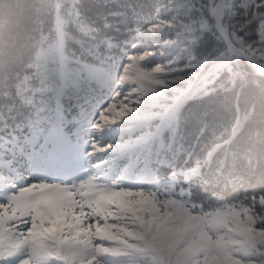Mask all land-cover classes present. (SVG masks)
I'll return each mask as SVG.
<instances>
[{
	"label": "clouds",
	"instance_id": "9594fccd",
	"mask_svg": "<svg viewBox=\"0 0 264 264\" xmlns=\"http://www.w3.org/2000/svg\"><path fill=\"white\" fill-rule=\"evenodd\" d=\"M13 7V0H0V17L11 16ZM29 7L41 16L50 15L53 5L31 0ZM259 15L264 16V12ZM248 22L244 19L237 25L244 27ZM261 24L264 26V20ZM66 51L75 54L71 47ZM177 63L182 65L179 70L165 65L164 71L155 72L156 60L152 58L142 65L143 72L130 68L127 73L122 63L114 79L120 85V77L127 76L123 88L137 102L139 111L155 96L145 94L143 77L169 80L170 86L163 90L164 103L177 125V134L179 127L187 123L200 141L199 145H180L178 152L186 153L187 162L171 165L170 171L166 175L159 173L158 178L153 172L129 196L131 200L146 201L151 210L142 204L123 207L105 198L107 194L127 191L115 186L119 168L113 164L117 154L114 150L97 156L85 154L84 162L90 171L75 178L37 174L27 154L19 153L16 166L21 174L15 182L22 185L19 191L25 193V202L11 209L13 236L18 244L10 258L16 264H27L26 258L34 255V229L44 208L42 198L53 190V184H62L59 190L80 207L78 222L80 218L93 221L83 227L86 239L106 230L135 257L134 264H264V255L252 258L255 254L248 246L245 231L250 229L252 235L264 239V190L249 194V189L257 186L264 189V83L259 85V111L252 110L251 126H239L233 132L235 99L245 87L255 85L237 79L227 67L220 66L218 59H205L196 49L179 56ZM6 76L7 70L0 69V77ZM103 110L100 107L99 111ZM95 161L99 166H93ZM96 216L104 221L99 228ZM161 217L167 222L163 227Z\"/></svg>",
	"mask_w": 264,
	"mask_h": 264
},
{
	"label": "trees",
	"instance_id": "16d2710c",
	"mask_svg": "<svg viewBox=\"0 0 264 264\" xmlns=\"http://www.w3.org/2000/svg\"><path fill=\"white\" fill-rule=\"evenodd\" d=\"M13 2L12 15L0 17V69L7 70V76L3 78L5 80L9 72L13 76H20L27 69L38 71L41 82L49 86L44 90L45 99L34 111L35 121L47 127L53 113L47 101V93L52 91L59 82L60 72L65 62H77L90 69L85 74L91 81L88 92L95 110V118H92L90 121L92 123H87L86 130L80 133V143L85 142V144L83 143L82 146L80 144L81 152L71 163L72 166L87 167L84 162L85 154L97 156L114 150L117 154L113 164L119 168V173L138 178L136 170L140 174L145 173L151 176L155 172L158 178L159 173L166 175L171 165L187 162L186 153L178 152V148L180 145L189 147L193 142L199 145L200 141L196 140L193 126L187 123L179 127L178 135L177 125L168 115L169 110L133 115L123 106L121 118L113 120L108 117L112 107L124 105L127 101V91L121 83L123 76L120 77V85L114 83L122 63L124 68L131 58L139 57L138 65L142 66L145 61L152 58H155L157 65L161 63L160 60L169 57L168 55L180 54L181 56L192 49H196L205 59H212L222 50H228L212 17L209 25L206 22L205 26H200L201 20H204L202 18L198 20L200 9L202 6L206 8L207 5L210 12L209 0H104L106 4L114 5L109 14L110 31L107 35H100L95 24L83 15L81 7L83 0H40L43 5L49 2L53 5L50 15L41 16L35 15L30 9L31 0H13ZM231 10L233 13L229 11L224 18L226 26L231 22L233 24L228 28L231 37L242 48L258 56L251 50V44L259 38L263 27L261 20H264V16L259 14L264 12V2L234 0ZM58 12L64 25L65 37L57 40L55 22ZM253 13L256 15L254 16ZM170 15H175L181 20L171 31L178 32L182 23L188 30L192 29V26L195 27L193 33L192 30L190 33V35H196L194 43L190 41L188 47H182V44H179L181 39L176 42L168 36L150 32L155 25L154 21L160 24L168 22ZM244 17L249 22L244 27H239L237 21H242L240 19ZM52 26V38L55 45L54 47L51 45L52 48L47 50L48 53H41L45 31ZM146 29L149 33H146ZM245 29L248 31L247 39H243V42L238 41V36L245 37L243 33ZM79 36L86 39H80ZM152 37L158 38L159 44H154L158 48L156 53L150 54L147 52L146 44L149 43L151 46ZM244 40L250 41L245 43ZM134 41L139 42L134 44ZM68 47L73 48L74 55L67 53ZM162 47L163 50L160 49ZM178 48H181L180 53H175L174 50ZM227 68L237 79L247 80L255 85V87H245L232 106L234 121L232 131L235 132L239 126H251L252 110L255 108L259 111L258 91L259 85L264 83V75L254 64L238 56L233 58L232 66ZM16 69L18 71H14ZM100 107L104 109L102 112L99 111ZM96 113L100 115L96 116ZM125 121L127 123H124ZM128 124L132 126L122 128ZM256 127L259 131V121ZM198 150L199 147H197ZM10 152L12 149L9 146L4 150V156ZM128 163L130 165H127ZM93 166H99V162L95 161ZM108 170L111 171V169ZM149 178L151 177L141 179L144 182ZM261 190L264 189L257 186L255 189H249V194L258 193Z\"/></svg>",
	"mask_w": 264,
	"mask_h": 264
},
{
	"label": "rangeland",
	"instance_id": "374dc122",
	"mask_svg": "<svg viewBox=\"0 0 264 264\" xmlns=\"http://www.w3.org/2000/svg\"><path fill=\"white\" fill-rule=\"evenodd\" d=\"M215 1L216 0H213V2L211 3V0H209L210 12L207 8V5L206 8L205 6H202V8L200 9V18H198V20H200L201 18L204 19L201 20L200 26H205L206 22L208 23V25L211 23V4H214ZM224 1L225 3L223 11L225 18V15L229 11L231 14L233 13V10H231V8L234 0ZM245 2H250V0H245ZM56 16L57 18L55 22V28L57 31L58 40L65 37V30L60 18V12H58ZM244 19L246 18L244 17L240 20ZM179 21L181 20L177 19L175 15H170L168 22L166 21L162 24L154 21L153 24L155 25L151 28L150 32L160 33L162 35L168 36L169 39H172L176 42L181 39L182 41L179 44H182V47H188L190 41H192V43H194L195 41L196 35H190L191 30L193 33L195 27L192 26V29L188 30L186 29V25L181 22L182 24H179H181L182 27H180L178 32L171 31L175 28L176 24ZM231 24L232 22L228 23V26H226L227 29L233 26V24ZM145 31H147L146 33H149L148 29H146ZM45 32L46 33L43 40V45L40 51L41 53L47 52V50H50L52 48L51 45H53V47L55 45L54 39L52 38L53 26L51 29L47 28ZM247 32V29H245L243 31L245 37L238 36V41L247 39ZM249 41L244 40L245 43H249ZM138 42L139 41H134L133 43L136 44ZM151 42L153 45L151 44L150 46L149 43H147L146 46L147 52L153 54L156 53L158 49L154 46V44H159V39L154 38L153 40H151ZM251 45V50L255 51L258 55L256 57L264 61V26L260 31L259 38L253 41ZM160 49L163 50V47ZM180 51L181 48L174 50L175 53H180ZM183 52H185V50H183ZM168 56L169 57H167L166 59L160 60L161 63L157 64L153 71H164L165 65L172 66L174 70H179L182 67V65L177 63L180 54H172ZM138 58L139 57L131 58L129 60V63L123 68V72L127 73L130 68H136L137 70L143 72L142 66L137 64ZM233 58L234 57L230 55L228 50H222L215 58L212 59H218L221 62V67H231ZM52 63L53 62H51V64ZM122 76L123 78L121 79V83L123 85V82L125 79H127V76ZM143 79L146 81L144 85L145 94L151 95L152 93H155V96L151 101L147 103V106L144 108V110L139 111V109L136 107L137 102L127 92V101H125V104L112 107L109 114L110 117L108 118H111L113 120H117L118 117L121 118V116L123 115V106H125L127 110L132 112V114L137 113L136 115L148 114L150 112H162L166 109L169 110V106L164 103L165 97L163 92L165 88L170 86L169 80L153 78L150 76H144ZM98 115H100V113H96V116ZM93 118H95V115ZM130 126H132V124H128L126 126H123L122 128H127ZM83 143L85 144V142L80 143L81 146ZM9 146L10 144L7 138L0 139V176L7 177L10 173V170H19V168L16 166V156L20 153L19 151H17L15 154H13L12 152L6 153L7 155L4 156V150L9 148ZM80 152L81 148L79 153ZM11 154L12 156H10ZM82 154L83 153H81V155ZM72 165H68L64 170L59 172H41L37 174H45L53 178H75L79 177L82 172L90 171L87 167L83 166L82 168H77ZM127 165L130 164L128 163ZM108 171L110 172V170ZM136 173L138 174V178H132L130 174L126 175L118 172L119 179L117 180L115 186L117 188H126L127 191H117L112 194H107L105 198L113 204H120L123 207L129 208L135 204H142L146 210L150 211V206L146 201L129 199V196L135 193L136 187L143 183L141 178L145 179L148 176L151 177V175L149 174H140L138 170H136ZM20 174L21 173L19 171V175ZM8 183L10 185V190L0 191V205H7L9 196L21 193V191H19V189L22 187L21 184H18L15 181H9ZM23 186L26 187V184H24ZM52 188L53 190L42 198L44 208L40 213V218L36 221L37 226L34 229L33 239L35 243V252L34 255L26 258L27 264H134L135 257L131 256L122 247H120L112 238L111 234L106 230H101L95 236L86 239L83 233V227L87 224L93 223V221L91 219L85 220L83 218H80V221L78 222L77 213L80 212V207L76 204L71 203L67 198V194L59 190L63 188L62 184H53ZM22 194L25 195L24 192ZM76 199L78 200L79 197L77 196ZM87 211L88 208L85 207L84 212L87 213ZM11 218V209L0 206V261H7L8 264H12L10 253L18 244V241L13 236L14 229L13 224L11 223ZM95 219L100 222L97 225V228H99L100 225L104 223V221L101 220L99 216H96ZM108 222L110 224L114 223V221L112 220H109ZM16 223L18 225L19 221H16ZM160 223L162 227L167 224V222L164 221L162 217L160 218ZM245 231L249 235L248 245L251 244L253 246L252 253H254L255 255L252 258L256 259L260 255H264V239H260L252 235L250 229H245ZM228 264H231V262H228Z\"/></svg>",
	"mask_w": 264,
	"mask_h": 264
},
{
	"label": "snow or ice",
	"instance_id": "6c2138e0",
	"mask_svg": "<svg viewBox=\"0 0 264 264\" xmlns=\"http://www.w3.org/2000/svg\"><path fill=\"white\" fill-rule=\"evenodd\" d=\"M81 7L83 15L99 29V34L107 35L109 14L114 5L104 0H83ZM87 71L90 69L77 62L64 63L59 82L47 93L53 113L46 128L34 119V111L45 99L44 90L49 87L41 82L38 71L27 69L20 76L9 72L6 80L0 77V138H7L13 154L26 153L34 172H59L76 160L80 133L95 115L89 98L91 81L85 74ZM19 171L10 170L7 177L0 176V191L10 190L8 182L16 181ZM22 193L9 196L8 204L3 207H20L25 202ZM248 246L252 251L253 246ZM0 264L8 262L0 261Z\"/></svg>",
	"mask_w": 264,
	"mask_h": 264
},
{
	"label": "water",
	"instance_id": "95a60500",
	"mask_svg": "<svg viewBox=\"0 0 264 264\" xmlns=\"http://www.w3.org/2000/svg\"><path fill=\"white\" fill-rule=\"evenodd\" d=\"M224 0H216L214 4H211L212 8V18L215 23V27L220 33L221 37L225 41L228 51L232 57L238 56L244 58L257 66L259 68V72L264 75V61L257 58L244 48H242L230 35L225 22H224V14H222V4ZM219 22V26H218ZM224 26L225 30L221 31V27Z\"/></svg>",
	"mask_w": 264,
	"mask_h": 264
},
{
	"label": "bare ground",
	"instance_id": "6f19581e",
	"mask_svg": "<svg viewBox=\"0 0 264 264\" xmlns=\"http://www.w3.org/2000/svg\"><path fill=\"white\" fill-rule=\"evenodd\" d=\"M224 3H225V1L223 2V4H222V14H224Z\"/></svg>",
	"mask_w": 264,
	"mask_h": 264
}]
</instances>
